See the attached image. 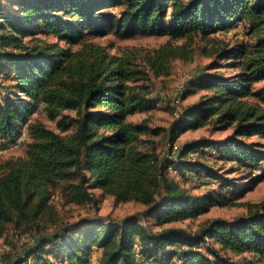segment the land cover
<instances>
[{
    "label": "trees",
    "instance_id": "16d2710c",
    "mask_svg": "<svg viewBox=\"0 0 264 264\" xmlns=\"http://www.w3.org/2000/svg\"><path fill=\"white\" fill-rule=\"evenodd\" d=\"M117 7L119 13L110 10ZM244 22L253 41L221 43L213 51L214 61L188 80L179 100L209 93L182 111L171 142L188 129L208 125L232 133L222 140L188 143L175 160H161L155 147L143 148V136L161 129L128 118L152 107L143 83L148 72L166 73L169 58H185L194 38ZM42 33L69 47L53 51L54 46L24 41ZM109 34L123 39L168 36L185 43L170 42L157 50L147 58L148 71L133 57L112 55L102 46L72 50L84 46L88 36ZM221 61L237 72L221 73ZM0 73L9 81L0 83V143L15 144L26 127L34 138L25 157L0 161V238L9 224L41 232L57 221L50 201L58 187L69 204L92 203L94 190L117 202H142L144 215L160 228L153 231L134 215L119 223L85 220L42 237L16 264H91L96 251L97 264H174L176 259L179 264H264V202L233 221L207 220L199 232L165 227L231 204L228 192L239 196L264 180V142L253 140L264 138V110L245 100L256 96L264 102V84L255 88L264 82V0H0ZM42 106L52 119L60 117L61 133L30 123ZM67 110L76 116L63 115ZM208 154L248 169L252 177L246 189L235 177L214 176L211 181L223 182L227 190L196 197L170 177L172 168L177 176L211 174L201 160ZM227 253L250 257L234 261ZM30 257H35L33 263H28Z\"/></svg>",
    "mask_w": 264,
    "mask_h": 264
},
{
    "label": "rangeland",
    "instance_id": "374dc122",
    "mask_svg": "<svg viewBox=\"0 0 264 264\" xmlns=\"http://www.w3.org/2000/svg\"><path fill=\"white\" fill-rule=\"evenodd\" d=\"M110 10L119 13L121 7L111 8ZM253 39L245 22L226 32L210 35L208 38L198 36L194 38L189 47L191 53L185 58H169L167 63L168 71L166 73L156 75L152 71L148 72L150 77L143 83L149 87L151 93L149 98L152 107L148 111L139 112L128 118L129 121L135 123L145 120L152 129H161V132L157 135L150 133L143 136L142 139L146 141L143 144V148L150 149L151 147H155L161 160L166 158L175 160L181 148L188 143L200 139L222 140L230 135L232 129L222 130L208 125L196 130L188 129L172 143L171 130L178 122L182 111L186 107L196 103L202 96L209 92L199 91L198 93L189 94L185 99L182 98L179 102H177V100L180 99V94L183 95L187 91L189 85L188 80L194 79L195 76L201 74L205 71V68L214 61L215 54L213 51L217 49L221 43L229 45L238 43L250 44ZM24 41L29 46L40 45L42 48L54 46L53 51H56V47H69L53 35H47L45 33L39 34L35 36V38H25ZM169 43L172 45H181L185 43V41H171L168 36H137L131 39H123L115 34H109L103 37L88 36L85 39L84 46H74L72 50L78 51L83 48L85 50H90L92 45L102 46L112 55L130 57L131 59L133 57L141 68H145L148 71L150 69L147 67V58H153L157 50L162 49ZM218 69L221 73L228 76L237 72L235 68L229 67L226 61H221V67ZM2 77L4 76L0 73V83L3 81V83L7 85L9 83L8 79H3ZM263 84L264 82H259L255 84V88L260 89ZM2 95L3 94L0 93V97H2ZM245 100L248 105L258 110H264V102L260 100L259 97L251 96ZM63 115L75 117L76 112L67 110L63 112ZM59 119L60 117L52 119L42 106V108L31 117L30 123L43 124L46 128L61 133L58 129ZM72 132L73 130L71 129L62 134H71ZM33 139L28 127H26L22 137L15 144L9 146L6 142H1L0 161L4 162L10 159L25 157L28 146L33 142ZM253 140L264 142V138L259 136H255ZM193 158H196V156H193ZM201 160L212 168V173L203 172L202 174L204 176L197 181L193 179L195 173L190 171L182 176H177L179 173L175 168H172L173 171L170 172L171 178L179 182L181 187L187 189L190 194L196 197L227 190V186L224 187L223 182L211 181V178L214 176H224L228 179L235 177L237 183L244 189H246L245 186H247V182L252 177H250L248 169L239 168L230 162L221 161L214 157L213 154H208L202 157ZM94 191L96 193L95 201L84 205H77L67 202L60 187L52 190L53 195L50 202L55 207L58 216L57 221L48 222L46 228L41 232H37L35 229L24 231L23 229H16L12 224H9L6 233L0 238V264H16L17 261H22L25 252L32 249L42 237L52 235L56 231H63L65 228L83 223L85 220L102 218L108 223H119L134 215L138 216L151 230L156 231L160 229L154 224L151 217L144 215L147 206L142 202H117L113 195L103 194L101 190ZM241 193L242 194L239 196H234L231 190L227 193L229 197H232L231 204L213 206L210 211L196 218L167 224L165 227H176L186 230L189 233H194L199 232L207 220L222 218L227 221H233L239 216L246 215L250 206L264 202V180L257 184L252 190L244 192L242 190ZM226 255L234 261L239 260L241 257H250L248 253L242 255L227 253ZM99 256L100 252H94L91 264H97ZM49 257L53 261L56 260L53 256ZM34 259L35 257H30L28 263H33L35 261ZM173 262L174 264H179L177 259ZM20 264H25V262Z\"/></svg>",
    "mask_w": 264,
    "mask_h": 264
},
{
    "label": "built area",
    "instance_id": "2783aa9c",
    "mask_svg": "<svg viewBox=\"0 0 264 264\" xmlns=\"http://www.w3.org/2000/svg\"><path fill=\"white\" fill-rule=\"evenodd\" d=\"M180 100L178 99L177 100V102H179ZM204 175L201 173V174H194V176H193V179L195 180V181H197V180H199L201 177H203ZM142 264H144V263H142Z\"/></svg>",
    "mask_w": 264,
    "mask_h": 264
}]
</instances>
